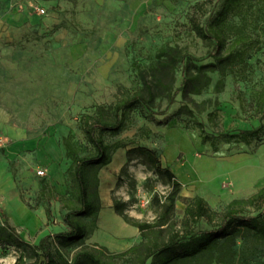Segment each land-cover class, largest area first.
Here are the masks:
<instances>
[{
  "label": "rangeland",
  "instance_id": "374dc122",
  "mask_svg": "<svg viewBox=\"0 0 264 264\" xmlns=\"http://www.w3.org/2000/svg\"><path fill=\"white\" fill-rule=\"evenodd\" d=\"M204 1L0 0V133L14 149L8 161L15 189L13 207L5 212L23 241L36 246L45 236L70 229L64 217L78 205V192L65 139L79 156L94 153L83 116L96 117L104 107L111 118L118 101L139 91L147 94V84L155 96L153 114L133 109L118 135H102L107 143L125 148L112 154L108 166L89 171L91 186L97 179L101 210L80 219L90 233L69 258L81 248L122 253L138 246L143 237L134 223H153L163 215L171 184L144 157L128 153L138 146L155 150L181 183L172 218L178 224L187 198L202 197L221 211L264 187L263 179L224 195L201 186L204 175L231 162H254L264 153V113L258 108L264 89V0H249L241 16L228 20L223 52L240 50L243 61L224 74L205 70L210 84L200 94L179 91L183 55L196 59L192 63L197 66L214 62L212 42L200 38L193 24L197 20L204 26L221 2L195 10ZM237 31L247 35V45L235 43ZM169 49L173 56L164 52ZM164 63L174 66L164 68ZM190 72L197 69L191 66ZM186 107L195 115L187 114ZM197 123L214 142H202ZM260 125L250 144L230 137ZM117 203L123 205L120 211ZM0 222H6L1 212ZM199 228L209 227L201 223ZM235 249L237 263L264 262V244L251 236L238 238ZM20 253L0 242V264H15ZM119 264L138 263L127 256Z\"/></svg>",
  "mask_w": 264,
  "mask_h": 264
},
{
  "label": "trees",
  "instance_id": "16d2710c",
  "mask_svg": "<svg viewBox=\"0 0 264 264\" xmlns=\"http://www.w3.org/2000/svg\"><path fill=\"white\" fill-rule=\"evenodd\" d=\"M215 6L221 2L218 11H215L202 26L194 21L196 34L213 44L211 53L213 63L207 65H193L196 59L183 55V84L179 91L185 96L189 93L200 94L210 84V77L204 73L219 71L225 73L229 68L243 61V52L230 50L224 53L229 29L228 20L235 16H241L249 0H205L198 4L195 10L202 9L207 3ZM217 8V7H216ZM235 43L247 45L248 37L241 31L236 32ZM174 55V50L164 51ZM187 58V60H186ZM189 58V59H188ZM173 64L164 63L163 67H172ZM197 69L196 74H191L190 67ZM223 85V81H220ZM147 94L143 91L121 99L111 109V118L104 107L99 108L98 116H83V126L87 140L94 148V153L79 156L73 149L69 137L65 139V147L74 162V174L77 188L78 205L69 208L64 219L69 225L68 231L50 234L42 238L38 245L33 246L23 241L16 230L8 223L4 211L0 210L6 222L0 225V242L14 245L21 253L15 264H119L120 260L127 256L136 260L138 264H264L243 260L237 263L238 238L246 239L248 236L255 238L264 244V187L247 199H234L225 209L216 211L210 208L207 202L199 196L185 200L184 217L181 222L172 221L176 210L178 195L182 185L176 175L168 167H163L155 150L138 146L130 149L129 154L144 157L154 170L166 177L171 184L172 191L167 197L169 202L163 215L153 223H139L134 225L139 229L143 241L140 245L129 248L122 253H109L106 249L99 251L81 248L69 258L70 250L82 247L90 230L80 219L94 217L101 210V200L98 194L97 179L90 184L89 171L98 170L108 166L112 161V154L119 148H125L120 143L113 145L107 143L102 135H118L126 126L129 113L133 109L152 111L155 96L152 86L146 85ZM177 92V91H176ZM176 93L169 98V105L174 103ZM258 108L264 113V89L259 94ZM187 114L194 116V111L186 107ZM153 112L150 113L151 116ZM264 116V115H263ZM201 130L202 142L207 143L213 138L207 136L201 123H197ZM263 125L257 129L243 131L238 135H231L239 141L250 144L253 137L257 136ZM214 142V140H213ZM214 144V143H213ZM123 205L117 203L115 209L120 211ZM201 223L208 225V229L199 228ZM26 258L35 259L28 263Z\"/></svg>",
  "mask_w": 264,
  "mask_h": 264
},
{
  "label": "bare ground",
  "instance_id": "6f19581e",
  "mask_svg": "<svg viewBox=\"0 0 264 264\" xmlns=\"http://www.w3.org/2000/svg\"><path fill=\"white\" fill-rule=\"evenodd\" d=\"M248 161L231 162L220 172L204 175L200 180L202 189L227 195L243 192L256 185L264 179V153L254 157V162Z\"/></svg>",
  "mask_w": 264,
  "mask_h": 264
},
{
  "label": "crops",
  "instance_id": "0c3cea01",
  "mask_svg": "<svg viewBox=\"0 0 264 264\" xmlns=\"http://www.w3.org/2000/svg\"><path fill=\"white\" fill-rule=\"evenodd\" d=\"M13 152L14 149L8 145L6 136L2 137L0 133V208L4 211L5 215V209L13 207L10 198L15 194L14 180L8 161ZM3 224L0 222V225Z\"/></svg>",
  "mask_w": 264,
  "mask_h": 264
},
{
  "label": "built area",
  "instance_id": "2783aa9c",
  "mask_svg": "<svg viewBox=\"0 0 264 264\" xmlns=\"http://www.w3.org/2000/svg\"><path fill=\"white\" fill-rule=\"evenodd\" d=\"M42 12H44V10H42ZM38 174L43 176L45 174V172L44 171H39Z\"/></svg>",
  "mask_w": 264,
  "mask_h": 264
}]
</instances>
